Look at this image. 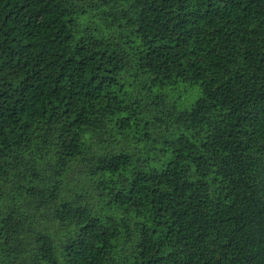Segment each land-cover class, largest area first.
Returning a JSON list of instances; mask_svg holds the SVG:
<instances>
[{
  "label": "trees",
  "instance_id": "trees-1",
  "mask_svg": "<svg viewBox=\"0 0 264 264\" xmlns=\"http://www.w3.org/2000/svg\"><path fill=\"white\" fill-rule=\"evenodd\" d=\"M0 264H264V0H0Z\"/></svg>",
  "mask_w": 264,
  "mask_h": 264
},
{
  "label": "rangeland",
  "instance_id": "rangeland-1",
  "mask_svg": "<svg viewBox=\"0 0 264 264\" xmlns=\"http://www.w3.org/2000/svg\"><path fill=\"white\" fill-rule=\"evenodd\" d=\"M196 97H197L196 89L194 90L192 89L190 91L186 89V91L182 93V95L180 96L178 103L180 106H188L190 103H192L196 99ZM124 144H125V147L129 149H133V147L136 146V149L134 150V152H136L140 148V146L136 145L135 143H131L128 141H126ZM72 172L73 173L69 174V176L67 177V184H70V185L75 183V180L77 179V176H78L77 172L75 171H72ZM77 180H79V178Z\"/></svg>",
  "mask_w": 264,
  "mask_h": 264
}]
</instances>
